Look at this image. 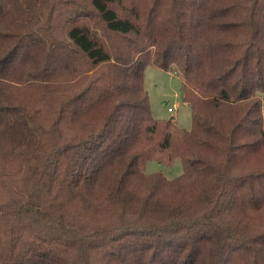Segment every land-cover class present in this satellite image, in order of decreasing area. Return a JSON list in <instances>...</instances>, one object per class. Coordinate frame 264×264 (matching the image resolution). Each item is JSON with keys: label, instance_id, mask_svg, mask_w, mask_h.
Segmentation results:
<instances>
[{"label": "trees", "instance_id": "trees-1", "mask_svg": "<svg viewBox=\"0 0 264 264\" xmlns=\"http://www.w3.org/2000/svg\"><path fill=\"white\" fill-rule=\"evenodd\" d=\"M261 90L264 0H0V264H264Z\"/></svg>", "mask_w": 264, "mask_h": 264}, {"label": "rangeland", "instance_id": "rangeland-1", "mask_svg": "<svg viewBox=\"0 0 264 264\" xmlns=\"http://www.w3.org/2000/svg\"><path fill=\"white\" fill-rule=\"evenodd\" d=\"M181 78L175 71L155 66H147L144 71V88L147 91L152 115L156 118L174 117L178 126L189 129L191 126L190 107L181 99ZM262 100L264 117V90L258 92ZM165 102V104H162ZM171 107L172 110L167 108ZM161 171L167 177L178 175L182 171L181 163L176 159L171 165L149 160L145 172Z\"/></svg>", "mask_w": 264, "mask_h": 264}, {"label": "built area", "instance_id": "built-area-1", "mask_svg": "<svg viewBox=\"0 0 264 264\" xmlns=\"http://www.w3.org/2000/svg\"><path fill=\"white\" fill-rule=\"evenodd\" d=\"M167 109H168V110H172V108H171V107H168Z\"/></svg>", "mask_w": 264, "mask_h": 264}, {"label": "crops", "instance_id": "crops-1", "mask_svg": "<svg viewBox=\"0 0 264 264\" xmlns=\"http://www.w3.org/2000/svg\"><path fill=\"white\" fill-rule=\"evenodd\" d=\"M162 104H165V102H163Z\"/></svg>", "mask_w": 264, "mask_h": 264}, {"label": "water", "instance_id": "water-1", "mask_svg": "<svg viewBox=\"0 0 264 264\" xmlns=\"http://www.w3.org/2000/svg\"><path fill=\"white\" fill-rule=\"evenodd\" d=\"M181 96H182V91H181Z\"/></svg>", "mask_w": 264, "mask_h": 264}]
</instances>
